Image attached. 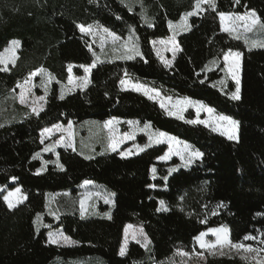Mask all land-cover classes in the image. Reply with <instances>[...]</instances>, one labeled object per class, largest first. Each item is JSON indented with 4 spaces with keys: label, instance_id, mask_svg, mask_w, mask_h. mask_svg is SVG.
Here are the masks:
<instances>
[{
    "label": "trees",
    "instance_id": "16d2710c",
    "mask_svg": "<svg viewBox=\"0 0 264 264\" xmlns=\"http://www.w3.org/2000/svg\"><path fill=\"white\" fill-rule=\"evenodd\" d=\"M190 28L181 33V51L172 67L156 54L152 41L170 34L169 23L194 10ZM152 23H145L141 6L130 8L122 0H0V53L17 39L18 58L8 69L0 62V97L7 95L34 70L43 67L56 78L46 107L21 120L0 125V264H162L177 250L196 247L204 231L225 226L233 244L264 230V47L248 49L222 29L220 13H257L264 23V0H143ZM99 23L121 37L133 34L140 54L97 63L90 84L60 96L69 66L77 76L91 65L94 54L80 25ZM243 56L240 99L215 85L224 74L223 56ZM214 60L218 67L210 69ZM129 77L163 94L188 97L211 106L239 122V138L231 140L202 123L171 116L154 99L123 88ZM196 114L190 110L189 120ZM110 118L138 120L190 143L202 157L190 167L170 173L177 164L159 161L166 144L153 145L125 157L119 151L86 157L59 148L63 168L50 162L41 171L42 131L57 123ZM126 131L125 128H123ZM138 140L145 143V136ZM155 168L156 174L153 175ZM15 178V179H13ZM102 184L114 194L110 217H83L77 207L65 209L58 221L45 216L52 229L62 228L76 244L49 241V228L38 229L35 218L44 213L47 194L70 191L75 197L84 181ZM20 187L26 200L10 208L3 189ZM161 201L166 209L161 208ZM63 208L66 202L60 203ZM128 224L142 225L151 240L147 252L132 242L120 255ZM204 264H264L238 254L209 255Z\"/></svg>",
    "mask_w": 264,
    "mask_h": 264
},
{
    "label": "rangeland",
    "instance_id": "374dc122",
    "mask_svg": "<svg viewBox=\"0 0 264 264\" xmlns=\"http://www.w3.org/2000/svg\"><path fill=\"white\" fill-rule=\"evenodd\" d=\"M122 1L125 2L132 9H134L137 6H141V14L143 16L144 22L148 24L152 23V19L147 14L143 0H122ZM198 2H199V7H197ZM198 2L195 4L194 10L189 12L191 13V15H188L189 13H184L178 21H172L169 23L170 34L167 37L158 38L152 41V45L154 47L156 54L167 67L174 66L175 60L181 51V45L178 41L179 35L190 28L191 16L193 14H198L201 10L202 1H198ZM249 12L252 11H248L242 14H230V13H225V14H230L233 17H235V16H244L246 13ZM257 17L259 16L257 15ZM259 20H260V24L253 27L251 31L245 30L246 21L236 20L235 26L237 28V31L235 33H230V32L228 33H230L234 38L241 40L248 49L264 47L261 46L264 45V27L261 26L264 25V23L261 21L260 18ZM88 26H92V31L91 32L82 31V32L88 37L90 41V48L94 54L95 63H99L108 59H127L129 56L131 57L137 56L136 54L137 52L140 53L137 40L133 34H128L126 37H121L99 23H94L91 25H87L85 27L87 28ZM104 29H108V32H105ZM110 33H114L116 37H119V39L114 40L112 35H110ZM13 40H17V39H13ZM11 41L9 45L0 53V55L6 57V61L1 62L2 67L4 69H8L12 64L15 63L16 59L18 58V53L21 47L20 43L18 47H15V52H14L15 60L13 62L11 58V53L6 52V49L12 48ZM229 52L230 51H228L226 54H229ZM231 53L234 54L240 52L231 51ZM225 55L222 58V62L224 63V74L219 80L215 82V85L219 87L222 91L228 92V84L230 81L234 82L236 85V80L232 78V72H230L228 69L229 67H231L232 71H236L237 57L235 55H229L228 59L226 60ZM238 59H239L238 75H239V82H240L239 86L241 92L242 63H243L242 54ZM166 61H171V64H166ZM219 62H220L219 60L212 61L209 68L214 69L218 67ZM92 66L93 63L91 65H84L83 66L84 74L82 76H77L74 73L73 65H71L70 77L61 87L62 94L64 95L67 92H72L77 89H85L90 84ZM86 67L88 68L87 72L85 71ZM34 78L35 76L33 75L26 77V79L21 81L19 87H16L14 91L10 92V95H4L0 97V125L10 123L18 119L20 110L19 109L12 110L11 108H9V105L12 103V100L15 99L21 100L20 99L21 93H23L24 96V104L28 105L30 108L32 109L36 108L37 111H39L43 107L45 103V97L42 94L44 91L48 89L50 85L49 77L47 73L42 71L40 81L34 83ZM85 78L88 81L86 86L83 85V81ZM122 81L125 82L122 84L123 88L134 89L136 91L145 94L151 99L157 100L169 114L172 113L170 114L171 116L183 120H187L191 123L203 122L202 124L206 125L212 130L218 128L219 130H214V131L223 134L226 137H228V135L224 133L231 132V125L229 124V122L218 119V117L221 116H225V117H229V116L218 113L214 108L204 104L201 101L190 99L188 97H174V96L165 95L160 90L151 88L149 85L142 82H135L129 77H125ZM134 85H140L143 86V88L137 90V88L134 87ZM41 97H43V99H40ZM208 108H211L214 111L212 113H209L207 110ZM190 110L195 112L196 114L195 119L189 120L187 118V113ZM108 121L112 122L111 125H108L111 128L110 129L111 139L108 146L110 149L113 140L119 142L116 150L119 151L120 153H124V155L142 153L144 150L152 147L153 145L166 144L168 148L165 154L162 157H160L159 161L172 162L173 160H177V164L172 165L169 168L170 173L180 168L190 167L196 160L202 157V156L192 157L191 153L197 149L194 148L190 143L183 141L173 135L167 134L163 131L157 130L153 128L149 123H141L138 120H124L121 118H110L107 119V122ZM192 121H196V122H192ZM99 124H102L101 120L90 119L82 123L81 128L84 130L85 128L88 127L90 128L93 125H99ZM123 128H125L126 131H124ZM159 133H165L166 135L160 136ZM139 135L145 136V143L142 144L138 140ZM236 135L239 138V125L236 130ZM169 137H174L175 140H170ZM80 144L82 145L81 139H80ZM103 151H107V149L105 147L98 148L94 146L93 148H90L89 151H84V155L90 158L98 155ZM152 172L153 175L156 174L155 168L154 171ZM18 188L21 189L20 187ZM15 189L8 190L7 188H4L3 189L4 195L8 196V194L10 192H14ZM17 196L22 198V202L18 204L23 203L27 198L26 195L22 192V190L20 193L17 194ZM13 199L15 200L16 197H13ZM58 200H61L62 203L66 202L64 208L59 203ZM81 202H83V207ZM55 203H57V206L62 212L65 209H68L67 208L68 204H70L69 207L71 209L73 207H77L83 217H89V216L110 217L111 210L114 205V194L102 184L88 180V181H84L78 187V194L75 197L70 191L48 195L45 212L39 213L35 218L36 227L38 229L43 227H48L50 229L48 233V237L49 234L51 233L53 234V236L59 239V242L54 244L70 246V245H75L76 242L72 238H70L62 228L52 229L51 224L47 223L45 220V216L54 218L56 221L59 220L60 215L58 214V210ZM161 208L166 209L167 207L164 204L163 206L161 205ZM129 225H131L132 228L128 229V243L125 247V254L127 253L129 245L132 242H136L146 250L147 252L146 260L150 261V252L152 247L149 236L145 232L142 225L128 224L127 226ZM141 228L143 229V233H140L138 231ZM219 229H227L228 239L230 240L231 245H237L232 243L230 229L225 226L212 227L204 231L203 233H205V235L202 238L203 241L205 243H215L217 240V234L215 231L212 230H219ZM133 234H135V239L132 238ZM145 236L147 238L146 240L143 238ZM221 236H223V233H221ZM62 237H69L70 240L65 241ZM198 237H200V235ZM246 237L249 238L246 239ZM246 237L243 239L242 242H239L238 244H243L245 248L250 247L252 249L251 251H246L245 248L232 247L231 245L228 244H216L215 247L213 248H207V247L202 248L200 240L196 238L197 247L193 251L187 252L184 250H177L170 258L165 260L162 264H204L207 261L209 255L222 256V255H228L234 253L238 254L245 260H249L257 263H264V230H259L257 233L247 235ZM124 239H125V230H124ZM49 241H50V237H49ZM123 245H124V240L122 246Z\"/></svg>",
    "mask_w": 264,
    "mask_h": 264
},
{
    "label": "snow or ice",
    "instance_id": "6c2138e0",
    "mask_svg": "<svg viewBox=\"0 0 264 264\" xmlns=\"http://www.w3.org/2000/svg\"><path fill=\"white\" fill-rule=\"evenodd\" d=\"M204 2L206 3H209L211 4L212 6H214V0H204ZM237 2H239V0H237ZM197 7H199V2L197 4ZM188 15H191V13H189ZM220 19H221V23H222V26H223V30L226 31V32H230V33H235L237 31V28L235 26V21L236 20H242V21H246V24H245V30L246 31H251L253 29V27H255L256 25L260 24V20H259V17H257L256 13L254 11L252 12H249V13H246L244 16H235L233 17L232 15L230 14H225V13H220ZM262 27H264V25H261ZM81 31H88V32H91L92 31V26H88L87 28L84 26V25H80L79 26ZM105 32H108V29H104ZM110 35H112L113 39H119V37H116L114 33H110ZM239 38V37H237ZM19 41L17 40H13L11 41V45H12V48L10 49H6V52L8 53H11V58H12V61L14 62L15 60V55H14V52H15V47H18L19 46ZM261 46H264V45H261ZM137 55H139L140 53L137 52L136 53ZM229 55H235L237 57V63H236V71H232V68L229 67V71L232 72V78L236 80V90L235 92L232 93V98L233 99H236V100H239L240 99V86H239V75H238V69H239V57H240V53H231V51L229 52V54H226L225 55V59L227 60L228 59V56ZM128 58H132L131 56H129ZM6 61V57L3 56V55H0V62H5ZM166 64H171V61H166ZM94 66V64H93ZM38 71H44L43 69H40ZM69 71H71V66H69ZM85 71L87 72L88 71V68L86 67L85 68ZM31 75L35 76L36 73H32ZM70 83H71V80H70ZM88 83L87 79L85 78L84 81H83V85L86 86V84ZM121 83H125L124 81H121ZM134 87L137 88V90H140L143 88V86H140V85H134ZM61 98H63V96H61ZM21 103H24V96H23V93H21ZM40 99H43V97H41ZM209 113H212L214 110L211 109V108H208L207 109ZM33 111L36 112L37 114L38 111L36 108H33ZM172 114V113H170ZM219 120H223V121H228L229 124L231 125V132H225L224 134L228 135V138L231 139V140H236L238 139V136L236 135V130L238 128V125H239V122L238 121H235V120H232L230 117H225V116H221V117H218ZM192 122H196V121H192ZM111 121H108L106 122V126L108 125H111ZM203 123V122H202ZM56 127H60V126H56ZM69 128H71V125H69ZM214 130H219L218 128L217 129H214ZM45 132H51L52 130L51 129H45L44 130ZM160 136H165L166 134L165 133H159ZM130 138V137H129ZM170 140H175L174 137H169ZM118 141H115L113 140L112 144H111V149L113 151L116 150L117 146H118ZM187 147V146H186ZM48 150V149H46ZM142 150V149H141ZM122 155H124V153H121ZM203 154L200 153L198 150H195L191 153V156L192 157H199V156H202ZM61 168H63V165H60ZM154 171V169H153ZM15 179V178H13ZM21 192V189L17 188L15 189L14 192H10L8 194V196H5L4 199L5 201H7L8 203V206L10 208H13L15 207L18 203L22 202V198L21 197H18L17 194ZM13 197H16V199L14 200ZM161 205L163 206L164 205V202L161 201L160 202ZM82 204V207H83V202H81ZM39 219V217H38ZM129 228H132L131 225L127 226L126 229H125V239H124V245L121 247V250H120V255H124L125 254V247L128 243V229ZM140 233H143V229H139L138 230ZM212 231H215L216 234H217V240L215 243H205L203 241V236L205 235V233H201L200 234V237H197L198 240H200L201 242V247H207V248H213L215 247L216 244H228V245H231V242L230 240L228 239V231L227 229H219V230H212ZM221 233H223V236H221ZM49 237H50V241L52 243H58L59 242V239L55 236H53V234H49ZM65 241H69L70 238L69 237H62ZM133 239H135V234H133L132 236ZM145 240L147 239L146 236L143 237ZM249 237H246V239H248ZM146 246V245H145ZM232 247H236V248H245V246L243 244H237V245H231ZM246 251H251L252 249L250 247L248 248H245Z\"/></svg>",
    "mask_w": 264,
    "mask_h": 264
},
{
    "label": "crops",
    "instance_id": "0c3cea01",
    "mask_svg": "<svg viewBox=\"0 0 264 264\" xmlns=\"http://www.w3.org/2000/svg\"><path fill=\"white\" fill-rule=\"evenodd\" d=\"M93 64L95 66L97 63H95V61H94ZM94 66L91 67V72H92V69L94 68ZM73 67H74V65H73ZM82 68H83V66H82ZM40 69H43L44 72L47 73V75L49 77V84L50 85H49L48 89L46 91H44L42 94L45 97V103H44L43 107L38 111V113H40L42 110L45 109L51 85L56 80L55 76L50 71H48L47 69H45L43 67H40V68H38L32 72V73H34V72L36 73L35 78H34V83H37L41 79V72L42 71H38ZM32 73H30L27 77H29ZM69 77H70V71H69ZM20 83L21 82H19L10 92L14 91V89L16 87H19ZM64 83H61V87ZM127 89H129V88H127ZM10 92L7 95H10ZM68 93H70V92H67L66 94H68ZM66 94L63 95L61 88H60V96L64 97ZM9 108H11L12 110H14V109L20 110L19 117L17 120L23 119L24 117H26L30 113H36L28 105L21 103V100H19V99L12 100V103L9 105ZM86 121H88V120H85V121L79 122V123L70 122L66 125L62 124V123H57L51 127L45 128V129H51L52 130L51 132H45L44 131L45 129L42 131V141H43L44 146H43V149L41 150L39 155L43 158L44 154L53 153L54 158L52 161H47V160L43 159L41 171L45 170L47 168V165L50 162H52L56 166L60 167L61 164H60L58 156H57V151L59 148H70V149H73V150L81 153L82 155H84V151H89V149L93 148L94 146H96L98 148H101V147L104 148L105 147L107 149V151H103L101 153L113 151L112 149H110L108 147L109 143H110V139H111V130H110L111 128L109 126L105 125L107 120L102 121V124L93 125L90 128L88 127V128H85L83 130L81 128V125H82V123H84ZM69 125H71V128H69ZM56 126H60V127H56ZM81 130H83V131H81ZM80 139L82 140V145L80 144ZM46 149H48V150H46ZM115 151H117V150H115ZM131 155H133V154L122 155V156L128 157ZM84 156H86V155H84ZM64 192H66V191H64ZM57 193H63V192H57ZM49 194H56V193H49ZM49 194H47V197ZM58 201H59V203H61V200H58ZM55 205L57 207L58 214L61 215L62 211L57 206V203H55ZM80 214H81V212H80Z\"/></svg>",
    "mask_w": 264,
    "mask_h": 264
}]
</instances>
